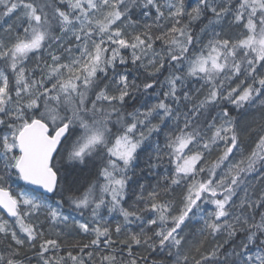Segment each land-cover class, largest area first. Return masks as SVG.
I'll return each mask as SVG.
<instances>
[{
	"label": "snow or ice",
	"instance_id": "snow-or-ice-1",
	"mask_svg": "<svg viewBox=\"0 0 264 264\" xmlns=\"http://www.w3.org/2000/svg\"><path fill=\"white\" fill-rule=\"evenodd\" d=\"M0 6V264H264V0Z\"/></svg>",
	"mask_w": 264,
	"mask_h": 264
},
{
	"label": "trees",
	"instance_id": "trees-1",
	"mask_svg": "<svg viewBox=\"0 0 264 264\" xmlns=\"http://www.w3.org/2000/svg\"><path fill=\"white\" fill-rule=\"evenodd\" d=\"M0 7H2V6H0ZM15 19H16L15 16H13L11 19H8L7 17L4 18V20H8V23L9 24L13 23L15 21ZM4 20H0V25H3L4 27H7V24H4ZM257 118H258V114H257ZM5 219H7V217H5ZM41 220H43V217H41ZM199 227H200V225L190 226V229L186 230V232L187 231H190L192 228L198 229ZM90 238L91 237L87 236L86 234H82V233H78V234H75L73 236H67V237H65V239H67L69 241H73L74 240V241H80V242H85V243L88 242V240ZM225 238H226L225 236H220L215 241V243H222ZM209 240L211 241V238H209ZM153 258L156 259L157 261H161V260H164L165 259V257H162V256H155ZM33 264H35V261H33Z\"/></svg>",
	"mask_w": 264,
	"mask_h": 264
},
{
	"label": "rangeland",
	"instance_id": "rangeland-1",
	"mask_svg": "<svg viewBox=\"0 0 264 264\" xmlns=\"http://www.w3.org/2000/svg\"><path fill=\"white\" fill-rule=\"evenodd\" d=\"M241 239H242V237H239V236H238V237L236 238V243L239 244V242H240Z\"/></svg>",
	"mask_w": 264,
	"mask_h": 264
}]
</instances>
